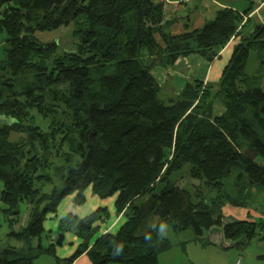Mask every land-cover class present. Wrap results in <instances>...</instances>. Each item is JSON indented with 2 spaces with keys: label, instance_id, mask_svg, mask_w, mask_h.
<instances>
[{
  "label": "trees",
  "instance_id": "16d2710c",
  "mask_svg": "<svg viewBox=\"0 0 264 264\" xmlns=\"http://www.w3.org/2000/svg\"><path fill=\"white\" fill-rule=\"evenodd\" d=\"M247 1L243 15L254 8L255 1ZM11 2L16 6H7L0 18L6 44L0 85L23 77L35 84L4 98L0 90V214L14 223L19 204L39 193L34 184L50 181L52 159L64 166L54 167L60 191L46 196L49 202L22 231H10L21 245L0 246V264L54 257V242L32 247L30 239L40 237L46 215H55L64 197L73 195L79 206L87 190L100 200L114 198L115 214L125 222L116 233L95 238L96 223L108 218L105 207L84 218L67 215L60 234L82 243L69 258L55 257L56 264H72L83 253L91 264H158L170 248L158 234L162 224L174 232L191 229L205 244L201 237L212 228L240 248L259 236L264 221L223 222L221 209L245 208L251 189L264 192V165L255 161H264V24L244 31L249 18L243 23L236 10L223 8L202 27L172 36L165 28L178 17L165 0L0 5ZM67 26L79 39L72 51L57 54L55 43L34 36ZM237 36L215 84L194 80L168 104L158 98L155 66L191 55L212 63ZM252 52L259 66L248 74ZM216 105L223 108L220 115ZM35 113L48 121L46 130L34 123Z\"/></svg>",
  "mask_w": 264,
  "mask_h": 264
},
{
  "label": "rangeland",
  "instance_id": "374dc122",
  "mask_svg": "<svg viewBox=\"0 0 264 264\" xmlns=\"http://www.w3.org/2000/svg\"><path fill=\"white\" fill-rule=\"evenodd\" d=\"M168 1H176L177 3H180L182 1L186 0H165ZM221 2L228 3L232 6H237L240 4L241 0H220ZM256 2V1H255ZM259 3L260 0H257ZM188 5V9L186 11L180 10L177 12L178 17H186L191 14V5L194 10V7L196 4H199L197 0H193L191 2L186 3ZM168 5V4H167ZM7 6L15 7L16 4L14 2H11L9 4H2L0 5V18L2 16V13L4 12L5 8ZM169 6V5H168ZM72 26L62 27L59 29H54L51 31H45V32H36L34 34L35 38L41 42V43H55L57 45V54L62 53L63 51L68 50H75L79 39L77 37L73 36L72 33ZM165 32H169V29L166 27ZM158 39V37H157ZM6 44L4 42V36H0V62L4 59L5 56V48ZM202 59V58H201ZM223 62V61H222ZM202 64L195 66L196 69L187 68L190 70L189 73H181L179 74L181 76H178L177 73H175L174 76H167L165 73L162 76H159V73L156 71L154 74V77L156 78L161 91L159 93L158 98L165 104H168L170 99L175 98L180 90L183 88L182 85L185 84L184 81H194V78H203L204 85L206 83H212L210 82L209 78L204 76L203 72L201 70ZM259 66V59L257 57V53L252 52L249 55L247 65L245 68V72L248 74H253L257 67ZM155 66L152 70L155 71ZM170 68H172L170 66ZM188 72V71H187ZM202 73V74H201ZM153 75V71H152ZM206 75V74H205ZM160 77V78H159ZM7 78V76H6ZM170 78V79H168ZM1 82L5 80V78H1ZM167 80V81H166ZM208 80V81H207ZM31 81V82H30ZM8 84V85H5ZM5 84L0 85V90L2 91V96L7 97L12 95L14 92H19L20 89L23 88V86H31L34 85V81L31 80L30 77H23L22 79H14L12 81H6ZM215 84V83H212ZM206 86V85H205ZM34 118V123L38 126H40L43 130H46L48 121L43 119L41 116L35 114H32ZM4 119H0V123H4ZM13 135V134H12ZM10 137L11 141L18 140L19 135ZM258 164L264 165V161L261 160H255ZM53 165L50 166L49 169H47V174L50 177V181H45L44 178H41V180H38L34 187L39 190V193L37 196L30 200V202H23L20 203L18 208L15 210L18 212V215H13L11 218L14 221V223L8 222L7 218L4 217L2 214H0V246L5 245H17L18 247L21 245L19 242H15V238L8 236L10 231H22L27 225L30 220V217L33 212L36 210L38 212L42 211V208L45 206L46 203L49 202L46 196H50L53 192V190L60 191V176L57 173V171L54 169V167H60L64 166V163L61 161L60 158L55 157V161H53ZM44 174V173H41ZM184 180L179 182L178 185L182 186L184 184ZM194 184H198L197 181H192ZM1 187V184H0ZM86 194H90V198L96 197L90 192H85ZM43 195V196H42ZM42 196L43 200L41 202L38 201V199ZM73 195H68L67 197H64L61 202L59 203L57 207L56 214L53 215V213H49L46 215L45 220L43 221V231L40 235V237H32L30 239V243L32 247H36L41 240V244L43 246H48L49 240L51 236H58L60 235V228L63 226V222L67 220V215H73L78 216L81 215L82 211L87 212L90 207V201H86L87 203H84L83 205L74 206L72 204ZM92 200V199H91ZM250 203L249 207H253V209L256 210H262L264 211V195L261 197H256L253 201H248ZM94 203V204H93ZM91 204H93L92 207L95 208V199L91 201ZM99 233V232H98ZM158 234L163 240H166L170 248L167 250V253H163L160 256V264H212L213 262H216V264H222L223 262H228L230 260V264H234L237 260L241 261V264H251L250 260L252 261V264H256V259L253 257V255L256 252H261L264 256V251L262 249H259V246L257 245L260 240H253L248 246L244 248H238L236 246V241H226L224 242V246H222L221 242H218L215 244L216 248L218 250H210L201 252L199 247L194 245L192 242V239L194 237V232L191 229H186L184 231L180 232H174L169 225L162 224L159 227ZM96 235V234H95ZM207 234L204 232L203 235V241L207 240ZM263 237L264 232H260L258 237ZM186 246L188 245V255L189 257H185L183 253H180V246ZM70 247V246H69ZM62 247L54 246V257L48 256V255H42L39 258L35 260V264H56L55 263V257L58 259L63 260L62 254H65V252H62L60 249ZM72 249V247H71ZM233 253H237L236 256H232ZM206 260L209 262L206 263ZM264 264V260L260 263Z\"/></svg>",
  "mask_w": 264,
  "mask_h": 264
},
{
  "label": "crops",
  "instance_id": "0c3cea01",
  "mask_svg": "<svg viewBox=\"0 0 264 264\" xmlns=\"http://www.w3.org/2000/svg\"><path fill=\"white\" fill-rule=\"evenodd\" d=\"M160 1H164V0H160ZM191 1H193V0H186V1H182L180 3H177L176 1H168V2L165 1V2L169 5V6L167 5V7H169V9H171L172 12L177 13L180 10L186 11V9L189 8L186 3L191 2ZM254 1H256V2L253 6L254 7L253 10L250 13H248L247 15H243V12L249 6V3L247 0H241L238 7L232 6L228 3L221 2L220 0H197V2H199V4L195 5L194 10H193L192 5H191L190 10L192 12L189 16H186L187 18L186 17L181 18V17L177 16L178 19H176L173 24H171L167 27L169 29V34H171L172 36H176V35H179V34L186 32V31L198 29V28L202 27L206 22L212 20L215 16V13L218 10L223 9V8H232V9L236 10L240 15L243 16V23L246 21L247 18H249L250 21L246 24V27H244L242 29L244 31L251 28L254 24H264V0H260L259 3L257 2V0H254ZM239 31H241V30L239 29ZM239 39H240V36H237V38L234 42L230 41L227 44V46L221 51L219 59L213 61L212 63H207L205 60L201 59L200 57H198L196 55H191L188 57L179 58L175 62V64L171 66L172 68H170V66L165 67V68L159 67V66L156 67L155 71L152 70L153 76H154L156 71L159 73V76H162L164 73L167 76H174L175 73H177V72H178L177 75L181 76L179 74L180 71L183 74L189 73L190 70H188L187 68H192L195 70L196 69L195 66L202 64L200 71H202L204 73L203 74L204 76H206L210 79L209 80L210 82L216 83L218 81L220 75H221L223 68L228 63V60H229L230 55L232 53L233 44H235L237 42V40H239ZM181 77H184V76H181ZM168 79H170V78H168ZM193 80L203 81V78L200 79V77H199V78H194ZM184 82H185V84L191 83L190 81H184ZM184 85H182V86H184ZM222 112H223V108L220 107L219 105H216L214 107V114L220 115ZM86 192H90V191L87 190ZM250 193H252L250 201L255 200L256 197H261L264 195V192H261L258 189H256V190L251 189ZM91 199L92 200L95 199V204H96L95 208L92 207L94 203L91 204V201H92ZM87 200L90 201L89 210H87V212H84V211H82V208H81V211H80V212H82L81 215H79V217L76 215L75 216L77 218H84L85 216L94 212L98 208L105 207L108 210V218L104 221H98L96 223V225L99 226V229L97 230L95 238L99 237L100 235H102L104 233H111V234L116 233L118 231V229L120 228V226L125 222V218L122 215H116L115 214L114 198H109L106 200H100L99 198L93 197V196L90 198V194H86L84 203H87L88 202ZM72 204H73V202H72ZM249 206H250V203H248L245 208L234 207V206H231L229 204L224 205L221 209L223 222L233 221V220L249 221V222L264 221V211L256 210V209H253V207H249ZM261 232L263 233L264 229ZM206 234L208 235L207 240H206V242H208V244H205L200 239H195V237H193L192 242H191V243H194V245H196L197 247H199L201 252L207 251L208 249L213 250V251L218 250L216 248L215 244H217L218 242H221L222 246H224V242L228 241V240L224 241L225 239H223L221 231L219 229L212 228L211 230L206 231ZM203 235H204V233H203ZM57 238H58V236H56V235L51 236L49 243L50 242L55 243ZM201 239H203V236L201 237ZM253 240H260V242H258L257 245L259 246V249H262L264 251V236L263 237L257 236L254 239H252L250 241V243ZM81 243H82L81 240L79 238H77L75 235H73L71 233H65V234H63V241L60 244H58V245L55 244V245L58 247L63 246V248L60 249L62 252H65V254H62V258L67 259L70 256H72V254L76 251L77 247ZM188 245L189 244H187L186 246L185 245L182 246L181 244L179 245L180 251H181L180 253H183V255L185 257H189V255L187 253L189 250ZM71 247H72V249H71ZM237 247L240 248L239 246H237ZM163 253H167V251L160 253V255L158 256V264H160V256ZM236 254L237 253H233L232 256L234 257V256H236ZM261 255H262V253L260 251L256 252L253 255V257L256 259V264H260L264 260V256H261ZM230 260H232V257H231V259L228 260L227 263L223 262L222 264H230L229 263ZM207 262H209V261L206 260V263ZM250 263L252 264L251 260H250ZM72 264H91V262H90L89 258L86 256V254L83 253L77 259H75ZM212 264H216V262H213Z\"/></svg>",
  "mask_w": 264,
  "mask_h": 264
},
{
  "label": "water",
  "instance_id": "95a60500",
  "mask_svg": "<svg viewBox=\"0 0 264 264\" xmlns=\"http://www.w3.org/2000/svg\"><path fill=\"white\" fill-rule=\"evenodd\" d=\"M62 241H63V235L60 234V235H58V238H57L55 244L58 245V244H60Z\"/></svg>",
  "mask_w": 264,
  "mask_h": 264
},
{
  "label": "built area",
  "instance_id": "2783aa9c",
  "mask_svg": "<svg viewBox=\"0 0 264 264\" xmlns=\"http://www.w3.org/2000/svg\"><path fill=\"white\" fill-rule=\"evenodd\" d=\"M234 264H241V261L237 260Z\"/></svg>",
  "mask_w": 264,
  "mask_h": 264
}]
</instances>
